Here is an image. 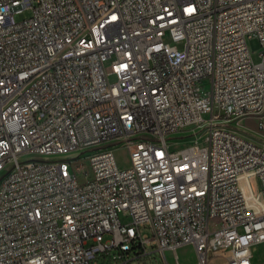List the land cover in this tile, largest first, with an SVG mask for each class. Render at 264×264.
Returning <instances> with one entry per match:
<instances>
[{"label":"built area","instance_id":"obj_1","mask_svg":"<svg viewBox=\"0 0 264 264\" xmlns=\"http://www.w3.org/2000/svg\"><path fill=\"white\" fill-rule=\"evenodd\" d=\"M247 117L264 0H0V264H254Z\"/></svg>","mask_w":264,"mask_h":264},{"label":"rangeland","instance_id":"obj_2","mask_svg":"<svg viewBox=\"0 0 264 264\" xmlns=\"http://www.w3.org/2000/svg\"><path fill=\"white\" fill-rule=\"evenodd\" d=\"M31 13L26 12L24 13L21 18H26L30 17ZM249 47L250 50L253 53V58L255 62H259L260 57L259 53L261 51V41L258 37H252L249 40ZM244 124L246 127H248L251 130H256V131H262L258 124V119L256 117H247L244 121ZM250 134V133H248ZM254 137V136H253ZM255 138V137H254ZM260 139L259 137H256ZM31 155H26L22 159H25L27 157H30ZM116 156L118 158L119 163L122 166H128L130 161H129V152L125 148H120L116 151ZM177 254L179 257V262L180 264H198V258L196 251L194 249L193 245H186L177 250ZM166 256L168 258V261L171 264H177L175 261V255L174 253L167 251ZM216 264H222V262H216ZM254 264H264V243L257 245L254 247Z\"/></svg>","mask_w":264,"mask_h":264}]
</instances>
